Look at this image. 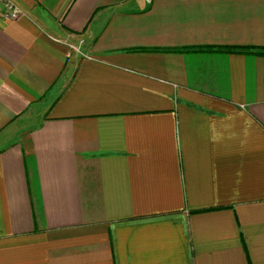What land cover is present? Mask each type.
Segmentation results:
<instances>
[{
	"label": "crops",
	"instance_id": "obj_1",
	"mask_svg": "<svg viewBox=\"0 0 264 264\" xmlns=\"http://www.w3.org/2000/svg\"><path fill=\"white\" fill-rule=\"evenodd\" d=\"M10 1L0 264H264V0Z\"/></svg>",
	"mask_w": 264,
	"mask_h": 264
},
{
	"label": "built area",
	"instance_id": "obj_2",
	"mask_svg": "<svg viewBox=\"0 0 264 264\" xmlns=\"http://www.w3.org/2000/svg\"><path fill=\"white\" fill-rule=\"evenodd\" d=\"M20 16V10L16 4L10 0H0V18L13 21Z\"/></svg>",
	"mask_w": 264,
	"mask_h": 264
},
{
	"label": "trees",
	"instance_id": "obj_3",
	"mask_svg": "<svg viewBox=\"0 0 264 264\" xmlns=\"http://www.w3.org/2000/svg\"><path fill=\"white\" fill-rule=\"evenodd\" d=\"M183 52L186 51V49H182ZM188 52H224V53H253L248 51L247 49H230V48H208V49H187ZM180 52V50H178ZM257 55H264V52H257L253 53Z\"/></svg>",
	"mask_w": 264,
	"mask_h": 264
}]
</instances>
